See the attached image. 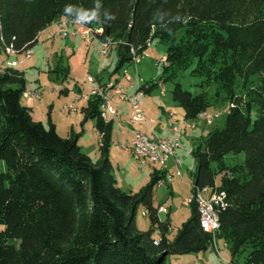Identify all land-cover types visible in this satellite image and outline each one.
I'll return each mask as SVG.
<instances>
[{"label":"trees","instance_id":"obj_1","mask_svg":"<svg viewBox=\"0 0 264 264\" xmlns=\"http://www.w3.org/2000/svg\"><path fill=\"white\" fill-rule=\"evenodd\" d=\"M78 17L101 28L99 40L114 43L116 71L151 41L167 42L160 79L176 81L172 98L186 120L211 103L205 91L181 86L183 70L215 84L214 99L227 101L224 126L192 149V192L223 193L219 228L203 229L193 200L189 218L169 236V214L161 219V204L153 202L164 171L154 169L136 192L118 185L109 159L114 123L101 116L102 98L90 95L81 108L101 138L94 159L80 133L61 135L52 121L47 128L33 119L22 103L24 72L7 66L0 72V264H166L170 255L205 251L218 239L233 262L264 264V0H0V52L23 54L53 22ZM155 85L137 90L150 93ZM242 152V162L227 159ZM140 205L147 230L137 226Z\"/></svg>","mask_w":264,"mask_h":264},{"label":"rangeland","instance_id":"obj_2","mask_svg":"<svg viewBox=\"0 0 264 264\" xmlns=\"http://www.w3.org/2000/svg\"><path fill=\"white\" fill-rule=\"evenodd\" d=\"M68 29V36L63 37L62 35H55V25L49 26L48 30L41 35L29 57H25V53L7 54V56L12 55L13 59L7 58L5 60H14L17 64L20 63L19 70L24 72L26 79V91L31 93L28 99L22 98V103L31 107L33 119L41 121L45 127L48 128L49 121H52L61 135L68 134L71 128L80 133V143L85 144V147L89 148L88 150L94 148V152L92 151V155H94L97 154L99 145L92 135L94 133L92 123L94 120L87 119L85 121L83 119L81 108L87 103L85 98L91 95L95 82L97 87L103 88L104 91L105 83H115L116 86L122 87L123 92L127 95L125 98H122L113 88H109L105 92L111 105L117 111V114L114 115V122L117 127L114 129L109 147V159L113 165V174L118 185L124 191L136 192L149 182L154 169L164 171L165 182L153 187V202L156 206L161 204L165 209L159 211L161 219H165L167 217L166 210L169 211L172 225L169 232L171 236L190 215L189 205H184L183 200L191 194L192 171L196 163L192 149L202 144L208 132L224 126L228 103L222 98L214 99L215 84L203 83L201 76L191 73V68L183 70L176 79L181 86L192 93L205 91L211 103L206 112L202 113L205 115H199L195 120L184 121L183 108L175 103L172 98V89L176 81L163 82L160 79L164 55L168 47L167 42L158 39L151 41L146 50L148 55L142 58L140 63L137 65L134 63L125 64L116 71L118 55L112 41H108L110 45H108L107 53L102 54L103 42L99 39H93L95 36L92 33L90 34L91 40L86 41L79 35H73L71 27ZM2 64L6 65L4 62ZM124 69H127L128 74L132 77L131 81L124 77ZM145 83L147 85L156 84L150 93L140 90L142 92L138 101L147 118L156 119L155 123H151V127L155 133L157 132L158 137L178 140L179 146L176 148V157L180 159L179 166H177L175 158L170 157L168 159L169 169L167 167L166 173L164 169H159L161 165H153L149 161L142 165L140 160L122 148L129 145L126 143V138H117L119 130L124 131V129L130 128L149 133L143 123L131 121L132 104L128 99V95H133L138 86ZM83 96L85 98H81ZM71 105L77 107L75 113L63 110L64 106ZM162 106L172 110L170 112H175L182 120V122L174 121L177 128L176 132L171 130L167 124V118L163 117ZM119 115H121V123L118 119ZM244 157V152L235 156L227 155V159L232 162H242ZM177 168L180 171L179 175L176 174ZM0 170H5L3 161H0ZM169 175L173 176L172 179ZM219 180L220 177L218 176L216 181L219 182ZM144 211L142 205L138 206L136 222L140 230H147L150 225V219L148 215L144 214ZM154 235L160 234L155 232ZM219 241L222 244L226 243L223 239H218ZM218 247L219 250H222L221 253H224L230 260L231 254L227 245ZM219 257L220 255L211 245L207 250L201 252L170 255L166 264H212V260H218ZM240 260L241 257H239ZM236 263L239 264V262Z\"/></svg>","mask_w":264,"mask_h":264},{"label":"built area","instance_id":"obj_3","mask_svg":"<svg viewBox=\"0 0 264 264\" xmlns=\"http://www.w3.org/2000/svg\"><path fill=\"white\" fill-rule=\"evenodd\" d=\"M68 27H71L72 31L71 33L73 35H79L82 39L86 41H90L91 39H85L84 37V27H89V26H84L82 25L78 18H67V21L62 22L61 25L58 26V28L55 31V35H62L63 37L68 36L69 29ZM95 31V38L93 39H98L97 38V33L100 32V27H94ZM103 41V48L101 50L102 54L107 53V45L108 40H100ZM11 48V47H9ZM146 55V51L142 55L135 56L133 58V63L137 65L140 63L141 59L144 58ZM124 77L126 80L131 81L132 77L128 74L127 69H124L123 71ZM108 83H105L104 88L106 91V85ZM117 90L122 96V98L127 97V95L123 92L122 87L117 86ZM99 91H104L102 90H91V95H98L99 96ZM26 95L31 94L28 91H24ZM129 100L131 103H134V112H132L131 115V121L132 122H140L143 123L147 129L149 130V133L142 132L139 130V137H132L129 145H125V148L128 150H133L135 151V158L140 160L142 165H145L148 161L151 162L153 165H156V158H165L164 156V151H160V144H153L151 142V135H156L154 129L151 127V123L153 122V119H148L144 112H142L141 108H139V104L137 102V97L134 95H128ZM81 98H85L84 96ZM87 98V97H86ZM111 109L112 105L109 102H102L101 103V116L104 120H108L109 116L111 115ZM64 111H69L72 113H75L77 111V107L74 105L71 106H64L63 108ZM206 112V111H205ZM175 121V114L170 112L169 117L167 119V124L170 125L173 129L177 130L174 125ZM99 143L101 142V138L98 141ZM161 144H168V148H172L174 151H176V148L179 146L178 145V140H170V139H165L161 138ZM180 159L177 157V166H179ZM158 166V165H157ZM159 169H164V166H159ZM168 171V169H165V172ZM180 171L177 168L176 174L179 175ZM169 177L172 179L173 176ZM165 182V178L162 177L158 180L157 185H161ZM208 191H210L208 188H203V189H197L195 193H192L189 197H186L183 202H185V205H190V203L195 200L199 206L202 207L203 210V221H202V227L204 230L213 233L216 228V222L215 220V211L216 210V205H218L221 200L223 193H216L215 192V198H208ZM165 210L162 206L159 208V211ZM222 264H237L236 262L231 261H224L222 260Z\"/></svg>","mask_w":264,"mask_h":264},{"label":"bare ground","instance_id":"obj_4","mask_svg":"<svg viewBox=\"0 0 264 264\" xmlns=\"http://www.w3.org/2000/svg\"><path fill=\"white\" fill-rule=\"evenodd\" d=\"M78 20L79 22L84 25V23L82 22L81 18L78 17ZM67 21V18H64V19H58L56 20V25H57V28L59 25L62 24V22H65ZM86 26V25H84ZM99 27V26H98ZM100 31H101V28H100ZM93 34V36H95V31H94V28L93 27H84V37L85 39H90V34ZM103 42V41H102ZM109 43V42H108ZM107 50H108V45H107ZM32 52V49H28L27 51H25V57H29L30 53ZM7 67V65H3V64H0V72L3 71L5 68ZM95 81V80H94ZM94 81L93 84H94ZM91 82V83H92ZM139 84V83H138ZM98 85H96V82H95V86L92 88L93 90H102L101 87H97ZM102 86V85H101ZM107 87H110V88H113L115 90V92H117L119 95L120 93L118 92L117 90V86L115 85V83H109L106 85V88ZM113 90V91H114ZM106 91H99V96L102 98V102H109V99L108 97L106 96ZM141 92L142 91H138L136 90V92L133 94L135 97H137V102L139 101V98H140V95H141ZM31 94H28L26 95L25 93H23V97H26L28 98ZM121 96V95H120ZM122 97V96H121ZM132 104V112H134V103H131ZM139 104V102H138ZM139 108L140 105H139ZM142 110V109H141ZM143 112V111H142ZM116 113V110L115 108L112 106V109H111V114H114ZM200 115H205L204 114H200ZM208 119V118H207ZM208 121V120H207ZM210 121V120H209ZM170 126V125H169ZM134 132V136L133 137H139V130H133ZM100 139V138H99ZM151 142L153 144H160V151H164V156L165 158H156V165H161V166H164V170L167 169V162H168V159L170 157H174L175 158V162L177 164V157L175 156V153L176 151H174L172 148H168V144H161V137H158L157 135H151ZM124 148L127 152L131 153L134 157H135V151L133 150H128L127 148L122 147ZM208 198H215V193L214 194H209V191H208ZM183 204L185 205V202H183ZM198 211L200 213V221H201V224H202V221H203V210H202V207L198 205ZM215 220L218 221V217H217V213L215 211ZM219 228V222H216V228H215V231L213 233H215L217 231V229ZM224 245L226 246V244L224 243ZM224 261H230V260H224ZM218 264H222V261H220Z\"/></svg>","mask_w":264,"mask_h":264},{"label":"crops","instance_id":"obj_5","mask_svg":"<svg viewBox=\"0 0 264 264\" xmlns=\"http://www.w3.org/2000/svg\"><path fill=\"white\" fill-rule=\"evenodd\" d=\"M55 25V27H56V29H57V25H56V21L53 23V24H51V25H49V26H54ZM48 26V27H49ZM48 27H46L45 29H43L42 31H40L39 32V34H38V41L40 40V37H41V35H43L47 30H48ZM49 36V34L47 35V37ZM38 43V42H37ZM37 45V44H36ZM36 45L34 46V47H36ZM33 47V48H34ZM33 48H32V50H33ZM9 54H12V55H16V54H13V53H9ZM12 55H9V56H7V54H5L4 52H0V63L2 64L3 62L4 63H6V65H8V66H13V67H15V68H17V69H19V64H17L14 60L13 61H10V60H5V59H13V57H12ZM3 60H5V61H3ZM22 71V70H21ZM105 83V82H104ZM110 87H107L106 88V90L107 89H109ZM29 98V97H28ZM28 98H26V99H28ZM86 100H87V98H85ZM162 115H163V117L164 118H167L168 119V116H169V112L170 111H172V110H168V109H166L165 107H163L162 106ZM116 110V109H115ZM143 112H144V110H143ZM172 113H175V112H172ZM117 114V111H116V113H114V114H111L110 116H109V118L108 119H112L113 120V123H114V125H113V132H114V129H115V127H117V124L114 122V115H116ZM145 114V113H144ZM184 116V115H183ZM147 117V116H146ZM118 119L120 120H118L120 123L122 122V120H121V115H119L118 116ZM150 119H153V122L155 123L156 122V119L155 118H153V117H151ZM175 120H177V121H179V122H182V120H180L179 119V116L175 113ZM184 121L186 120L185 119V117H184V119H183ZM159 121V120H158ZM176 122V121H175ZM93 123V132L94 133H92V135L96 138V140H97V142L99 141V134H98V132H97V130L95 129V126H94V121L92 122ZM55 124V123H54ZM176 123H174V125H175ZM119 127V126H118ZM171 127V126H170ZM176 128V127H175ZM121 129V128H120ZM177 129V128H176ZM57 130V129H56ZM70 130H73V131H75L73 128H71ZM69 130V131H70ZM171 130L172 131H174V132H176V130L175 129H173L172 127H171ZM179 131H180V129H179ZM179 131H177V132H179ZM203 131H204V127H203ZM76 132V131H75ZM157 133V132H156ZM159 134L158 135H160V132H158ZM112 135H113V133H112ZM134 136V132H133V128H130V129H124V131H121V130H119L118 131V133H117V138L118 137H124V138H126V143H130V141H131V138ZM160 137H162V136H160ZM196 141V140H195ZM79 143H80V140H79ZM98 144H99V142H98ZM80 145L82 146V148H83V150L85 151V152H87L90 156H92V158H94V159H96V158H98L99 157V149H98V152H97V154H94V155H92V151L94 152V148H92V149H90V150H88L89 148H86L85 147V144H83V143H80ZM87 149V150H86ZM125 150V149H124ZM126 151V150H125ZM127 152V151H126ZM129 153V152H128ZM131 154V153H130ZM175 156H176V153H175ZM173 158V157H172ZM167 166H168V169H169V165H168V162H167ZM144 169V168H143ZM166 173V172H165ZM165 176V174H163V177ZM192 182V181H191ZM193 192H192V184H191V194H192ZM190 194V195H191ZM184 201V200H183ZM162 206V205H161ZM163 207V206H162ZM164 208V207H163ZM166 212H167V214H169V211L168 210H166ZM173 234V233H172ZM171 234V235H172ZM159 236L160 235H158V236H156V238H159ZM169 236H170V234H169ZM221 244V245H220ZM223 245L224 244H222L221 243V241H219V242H217L216 244H214L213 246H214V248H215V250H216V252H217V254L218 255H220V257L218 258V260H215V261H213L212 260V264H218L219 262H220V260L222 259H225L226 258V260H228L227 258V256H225V254L224 253H221V249L219 250V247L218 246H221V247H223ZM222 257V258H221ZM221 260V261H222Z\"/></svg>","mask_w":264,"mask_h":264}]
</instances>
